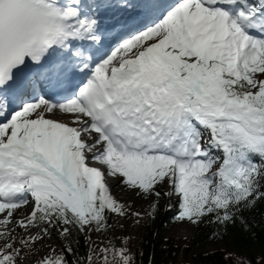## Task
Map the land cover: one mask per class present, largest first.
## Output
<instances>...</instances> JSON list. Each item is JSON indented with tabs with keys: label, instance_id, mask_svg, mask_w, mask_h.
<instances>
[{
	"label": "snow or ice",
	"instance_id": "obj_1",
	"mask_svg": "<svg viewBox=\"0 0 264 264\" xmlns=\"http://www.w3.org/2000/svg\"><path fill=\"white\" fill-rule=\"evenodd\" d=\"M113 182L153 219L264 217V0H0V264H137L91 239L143 216Z\"/></svg>",
	"mask_w": 264,
	"mask_h": 264
},
{
	"label": "trees",
	"instance_id": "obj_2",
	"mask_svg": "<svg viewBox=\"0 0 264 264\" xmlns=\"http://www.w3.org/2000/svg\"><path fill=\"white\" fill-rule=\"evenodd\" d=\"M161 201L162 198L159 205ZM160 215L159 206V211L149 223V229L141 245L133 252L136 254L137 264H148L149 258L153 256L155 264H178V253L181 250V246L171 239L162 238L161 234L157 233L156 224ZM249 219L253 225L250 229L237 225L229 228L226 234L220 232L214 226L208 227L204 224L197 226L196 239L199 240L200 244L221 236L227 245V250L220 248L198 250L195 247H187L184 251V264H238L232 255L239 254L245 255L249 260V264L252 261H259L261 256L264 255V217H262L261 211L258 209L249 216ZM109 236L111 235L108 234ZM104 238L106 239L105 236ZM79 239V252L80 254H85L89 251V245L84 242L83 238ZM48 243L56 246L59 241L53 237V240L48 241ZM141 253L143 256L140 255Z\"/></svg>",
	"mask_w": 264,
	"mask_h": 264
},
{
	"label": "rangeland",
	"instance_id": "obj_3",
	"mask_svg": "<svg viewBox=\"0 0 264 264\" xmlns=\"http://www.w3.org/2000/svg\"><path fill=\"white\" fill-rule=\"evenodd\" d=\"M116 182H113V192L117 195L118 198H122L123 200L128 201L134 205V211H140L143 213V216L137 224L133 223L131 226L128 225V220H119L113 219L111 223L114 225L113 231L109 233L111 236L108 238H104V236L98 235L96 233H92V241L95 244H100L103 241L105 244L108 239L115 238L117 245H121L123 243L124 238H127L128 247L132 252H135L136 248L141 245L144 236L146 235L149 229V223L152 221L151 217V200H143L140 198L132 197L129 193L124 191L122 188H118L115 186ZM173 205L170 211H166L165 208L167 205ZM31 205L28 206L24 211L30 210ZM176 200L175 198L169 200L166 197H162V201L160 203V217L158 218L156 229L157 233H160L162 238L171 239L173 242L179 244L181 246V250L178 253V264H184V251L187 247H195L198 250H210V249H223L227 250V245L224 240L220 237H217L212 240H207L205 242L199 243V240L196 239V230L197 226H193L187 222H177L174 219L176 215ZM22 215L21 212L17 213V217ZM122 225V227H120ZM46 244L48 241L45 242ZM55 246L54 244H52ZM40 247L39 245L37 246ZM94 247V245H93ZM47 249L44 248L41 251L44 252ZM227 252V251H226ZM235 261L238 264H249L248 259L245 255H232ZM35 258L29 256L24 264H34Z\"/></svg>",
	"mask_w": 264,
	"mask_h": 264
},
{
	"label": "bare ground",
	"instance_id": "obj_4",
	"mask_svg": "<svg viewBox=\"0 0 264 264\" xmlns=\"http://www.w3.org/2000/svg\"><path fill=\"white\" fill-rule=\"evenodd\" d=\"M176 212H177V210H176ZM133 223H135V218H131V219L128 220V225L129 226H131Z\"/></svg>",
	"mask_w": 264,
	"mask_h": 264
}]
</instances>
